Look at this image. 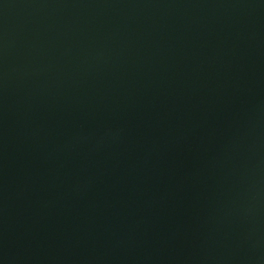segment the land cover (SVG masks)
<instances>
[{
  "label": "water",
  "instance_id": "obj_1",
  "mask_svg": "<svg viewBox=\"0 0 264 264\" xmlns=\"http://www.w3.org/2000/svg\"><path fill=\"white\" fill-rule=\"evenodd\" d=\"M0 264H264V0H0Z\"/></svg>",
  "mask_w": 264,
  "mask_h": 264
}]
</instances>
